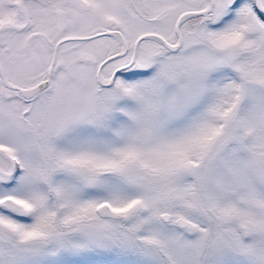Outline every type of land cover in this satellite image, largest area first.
Listing matches in <instances>:
<instances>
[{
	"label": "snow or ice",
	"instance_id": "snow-or-ice-1",
	"mask_svg": "<svg viewBox=\"0 0 264 264\" xmlns=\"http://www.w3.org/2000/svg\"><path fill=\"white\" fill-rule=\"evenodd\" d=\"M0 264H264V0H0Z\"/></svg>",
	"mask_w": 264,
	"mask_h": 264
}]
</instances>
